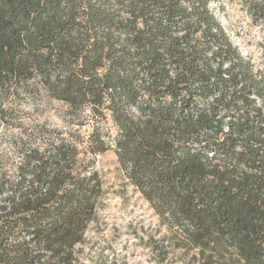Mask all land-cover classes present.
<instances>
[{"label": "trees", "instance_id": "1", "mask_svg": "<svg viewBox=\"0 0 264 264\" xmlns=\"http://www.w3.org/2000/svg\"><path fill=\"white\" fill-rule=\"evenodd\" d=\"M212 1L0 0V110L47 97L93 124L21 140L15 176L0 149V264L79 263L109 151L182 262L264 264V69Z\"/></svg>", "mask_w": 264, "mask_h": 264}, {"label": "rangeland", "instance_id": "2", "mask_svg": "<svg viewBox=\"0 0 264 264\" xmlns=\"http://www.w3.org/2000/svg\"><path fill=\"white\" fill-rule=\"evenodd\" d=\"M210 10L241 56L251 60L256 68L264 69V25L254 23L233 0H213ZM9 101L12 103L8 104ZM9 101L0 110V149L5 170L13 176L20 165L21 140L39 144L42 135L53 131H78L77 135L87 137L93 126L91 121L72 120L63 103L47 97L30 101L12 96ZM81 122L84 125L78 126ZM104 127L114 133L110 122ZM89 160L103 179L105 195L84 242L76 248L78 264H188L181 261L180 250L164 242L168 236L166 228L149 203L125 180L115 152ZM166 252L167 258L161 262Z\"/></svg>", "mask_w": 264, "mask_h": 264}]
</instances>
